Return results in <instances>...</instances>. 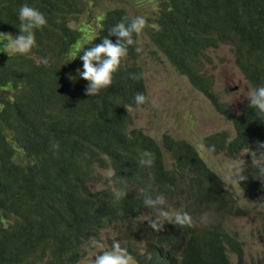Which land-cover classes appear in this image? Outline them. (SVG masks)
<instances>
[{"label": "trees", "instance_id": "1", "mask_svg": "<svg viewBox=\"0 0 264 264\" xmlns=\"http://www.w3.org/2000/svg\"><path fill=\"white\" fill-rule=\"evenodd\" d=\"M100 1L0 0V31L13 37L20 34L18 13L23 5L38 9L47 19L46 26L35 31V58L0 50V87L10 85L9 97L0 95V264H15L29 247L31 253L55 231L64 237L60 264L76 262L110 226L113 215L128 222L120 226L125 237L144 240L152 255L167 264H229L227 251L237 255V264H245L235 232L195 231L188 226H164L157 232L139 220L131 225L141 215L154 214L144 207L146 190L155 197L184 189L187 198L193 197L185 211L193 214L223 183L198 161L188 140L164 134L159 144L141 129L128 128L127 106L136 105V93L145 94L141 53L168 60L219 110L213 76L205 73L213 63L207 50L228 46L245 82L264 84V0H152L150 26L136 37L138 44L129 47L112 84L88 97V81L77 73L83 62L79 57L70 61L72 55L78 47L99 44L105 37L115 43L111 29L139 13L136 0L108 4L95 13ZM80 19L95 21L90 40L82 33ZM133 74L138 78L132 79ZM237 128L232 138L215 131L202 139L208 146L226 144V154L234 157L250 139L241 126ZM112 143L123 152L111 158ZM16 152L20 163L14 161ZM145 152L152 155L150 166L139 162ZM164 153L174 159L172 168L164 167ZM245 162L248 178L241 182L249 195H255L264 189V172L251 166L250 154ZM113 170V183L100 175ZM98 180L103 185L94 188ZM120 189L126 195L116 202L113 193ZM127 250L139 256V248ZM176 250L180 262L168 258Z\"/></svg>", "mask_w": 264, "mask_h": 264}, {"label": "clouds", "instance_id": "2", "mask_svg": "<svg viewBox=\"0 0 264 264\" xmlns=\"http://www.w3.org/2000/svg\"><path fill=\"white\" fill-rule=\"evenodd\" d=\"M147 17L142 15L133 16L131 18L125 17L120 23L116 24L109 33L110 35L117 37L115 43L105 37L99 44H95L87 48L85 45L77 48L70 61L76 59L77 57L82 60L83 70L81 71L80 69H77V73L84 80L88 81L87 87L85 89L86 95L88 97L99 94L101 89L107 88L112 84L113 74L119 70L122 62L127 59L129 47L137 45L138 40L136 37H139L145 28L150 26ZM18 18L20 21L18 27L20 34L15 37H13L11 34H5V45L6 48H10L14 54L28 55L37 46L35 31L46 26L47 19L42 12L27 4L23 5L19 9ZM93 39L86 45H91ZM136 51L139 52L140 48L137 47ZM80 53L83 54L80 55ZM240 77L243 82L242 90L245 91H240L239 97L236 101L238 106L237 116L232 117L230 110L226 108L225 102L221 99L219 92L215 87L214 89L219 95L221 109H216L215 106L211 102L210 103L213 106V109L218 111V113L233 120L235 135L238 134L237 126H241L244 136L250 138L248 143L246 145L244 144V146L240 148L234 157H236L242 151V149L246 147L250 149L246 153L250 154L251 156V166H258L260 167L261 171L264 172V160L261 159V156L264 155V84L260 83L256 86H251L245 82L241 73ZM131 78L137 79L138 77L133 74ZM70 79L75 78L70 77ZM134 102L138 107L143 106L148 102V98L144 93H136L134 96ZM136 105L127 106V112L129 115V109L134 108ZM249 123H252L253 125H250ZM130 127H133L132 120L131 124L128 125V128ZM223 132L229 135V137H233L230 133L226 131ZM199 141L201 146L198 149H195L194 145L189 141L188 142L193 145V149L196 150L198 161L206 166L215 175L219 176L223 183V187H216V189L213 190L208 198L200 202L197 211L193 214L185 211V209H187L188 202L191 201L193 197L187 198V193L184 189H175L168 194L157 195L155 197H153L150 192L146 190L144 192L143 204L145 208L152 209L154 214L152 216L141 215L139 218L132 220V226L135 225L136 220H139L147 221L149 227L157 232H163L164 226L178 227L180 230H184L188 226L192 227L193 229V225L196 224V222L200 223V219L203 216V212L205 210H214L215 212H218V214L213 216L210 222L200 223L203 224L200 229L224 230L222 228H225L229 222L226 214H230L231 216L241 215L240 212L243 209L237 205L236 197L232 193L231 187L234 185L244 187L241 181H245L248 178L246 175V168L248 165L246 164L245 160L241 158L242 156L239 159L230 160L226 165V176L222 177L218 171H215L204 161L205 157L201 152H206L213 155L222 154L226 158H234L231 156L229 157V155L226 154V150H228L227 145L224 143L225 146L223 147L220 142H216L215 144L208 146L202 137ZM126 143L128 145L130 144L128 138L126 139ZM54 146L58 147V144ZM221 148L223 149L221 150ZM109 150L111 158L113 155L123 152L113 143L109 146ZM168 158L169 156L167 155V159ZM170 160L172 162L170 166H166V162L163 161L165 168L173 167L174 159L170 158ZM139 162L142 165L150 166L153 162L151 153L145 152L143 154V158ZM115 175V171L113 170L106 173L105 178L109 181V183H113ZM187 180L188 179L185 178V181ZM174 192H178L181 195L182 207L179 209V206L172 208L170 205H167V200L165 197ZM113 195L114 201L118 202L126 195V192L120 189L116 190ZM111 225L115 227H124L128 225V222L116 220L113 215L110 226ZM105 229H102L101 232H103ZM225 232L230 234L235 232L237 234V238L239 239V235L236 231ZM99 237L89 243V247L85 248L84 254L76 262L70 264H79L78 262L81 260L87 261L84 264H167L166 262L152 255L151 251H149L145 245L144 240L137 239L138 243H136L138 245H136L135 249L139 248L140 252L138 257H133L128 252L127 247H130L131 249L133 248L125 241L122 242L110 239L108 240V246L103 248V245L99 244ZM63 245L64 237L62 232L55 231L51 235H46L43 240L39 241L31 253L29 247L28 253H24L21 258H16L15 264H17V261L21 264H60L62 261L61 250ZM96 247H99L102 250L96 251V254L89 257V251L96 249ZM173 252H171L168 258L175 259L174 262H180V253L178 252V255L173 257ZM230 255L235 256V264H237V255L231 251H227V256L229 259L228 263L230 264L231 262Z\"/></svg>", "mask_w": 264, "mask_h": 264}, {"label": "rangeland", "instance_id": "3", "mask_svg": "<svg viewBox=\"0 0 264 264\" xmlns=\"http://www.w3.org/2000/svg\"><path fill=\"white\" fill-rule=\"evenodd\" d=\"M136 1H138L136 5L139 8L138 15L150 16L152 0ZM117 2L115 3L114 0H101L95 9V13L104 10L108 7V4H126L125 0H118ZM80 20L84 27L82 33L86 34L87 40H90L91 35L94 36L96 32L95 21ZM71 25L75 27L76 23H71ZM5 34L10 33L0 31V50L13 53L10 48H6ZM207 53L212 58L213 63L210 68L206 69L205 73L210 72L212 74L213 86L218 90L232 117H235L238 114L237 98L240 91L244 92L245 90H242L243 82L238 69L233 63L232 53L229 47L225 45L210 49ZM30 56L35 58L33 51ZM139 62L143 68L145 95L148 102L143 106L138 107L136 105L134 108L129 109L133 127L140 128L143 133L152 136L159 144H163V135L167 134L173 139L188 140L194 145L195 149L201 146L200 138L211 132L226 131L231 136L235 135L233 120L214 110L210 100L203 93L194 89L187 78L176 71L168 60L141 53ZM8 87L10 85L1 86L0 95L9 97ZM249 150L245 147L234 158H226L222 154L201 153L205 157L204 161L215 171H218L222 177H225L227 163L230 160L239 159L241 156L245 160L248 154L246 152ZM261 159L264 160V155L261 156ZM14 161L19 163L22 161L19 152H16ZM164 161L166 166H170L172 163L170 158L167 159L165 153ZM108 172H101V177L104 178ZM101 182L102 180L96 181L94 188H100L103 185ZM231 190L236 197L237 205L243 209L244 214L239 216L226 214L229 222L223 229L238 233L245 264H264V189L255 195H249L244 187L238 185L231 187ZM165 198L167 205L172 208L179 206V209L182 207L181 195L178 192L167 195ZM216 214L218 212L214 210H205L200 223L210 222ZM200 223L196 222L193 229H200L203 225ZM99 238V244H102L103 248L108 246V240L110 239L125 241L133 249L138 245L135 241L136 238H125V235L120 232V226L111 225L100 233ZM98 250L102 249L96 247V249L89 251L88 256H93ZM176 255H178V251L173 252V257ZM235 260V256L230 255V264H235ZM85 262L87 261L81 260L78 263L84 264ZM17 264L21 263L17 261Z\"/></svg>", "mask_w": 264, "mask_h": 264}]
</instances>
